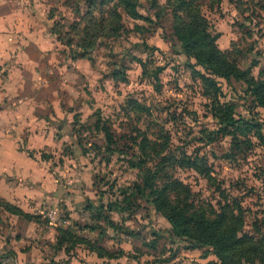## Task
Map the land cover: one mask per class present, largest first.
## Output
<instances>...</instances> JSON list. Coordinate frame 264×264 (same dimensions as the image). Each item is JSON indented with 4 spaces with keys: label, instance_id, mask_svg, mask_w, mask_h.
<instances>
[{
    "label": "rangeland",
    "instance_id": "374dc122",
    "mask_svg": "<svg viewBox=\"0 0 264 264\" xmlns=\"http://www.w3.org/2000/svg\"><path fill=\"white\" fill-rule=\"evenodd\" d=\"M64 1L9 0L0 6L3 22L16 24L32 45L41 40L48 45L45 52H55L45 69L63 110L54 121L60 136L71 133L57 143L58 152L42 150L56 166V194L29 198L34 202L23 208L29 216L0 198V264H219L206 247L187 248L172 235L167 219L137 194L140 178L129 157L139 151L142 134L156 141L160 156L197 155L207 173L176 165L171 171L204 208L209 203L217 209L223 193L246 209L245 231L252 230L253 217L264 230V108L245 82L218 78L219 101L234 104L236 117L254 119L262 138L221 134L208 141L218 120L202 94L194 70L199 67H192L194 60L181 52L172 33L165 0L150 12V0H139L145 18L121 11L123 29L98 36L87 58H79L77 47L66 41L69 23L79 16L76 2ZM202 8L219 35L218 47L241 49L246 57L239 66L252 77L264 75V0H222ZM159 12L161 18L155 16ZM131 98L144 109L130 108ZM104 126L112 133V152L104 147ZM164 138L169 144L162 147ZM156 160L146 157L149 167ZM98 246L113 257L99 256Z\"/></svg>",
    "mask_w": 264,
    "mask_h": 264
},
{
    "label": "trees",
    "instance_id": "16d2710c",
    "mask_svg": "<svg viewBox=\"0 0 264 264\" xmlns=\"http://www.w3.org/2000/svg\"><path fill=\"white\" fill-rule=\"evenodd\" d=\"M74 1L79 17L69 23L66 41L77 47L79 58L90 57L89 51L94 48L98 36H113L123 29L121 11L132 19L145 18L139 11L141 7L139 0ZM221 1L165 0L164 3L170 10L169 24L172 33L180 43L181 52L194 60L192 67H199L194 70L201 81L202 94L209 100L211 114L218 120L217 128L207 132L208 141L221 134L233 137L252 135L262 138L260 126L254 119L236 117L234 104L219 101L221 92L218 78L227 81L234 78L245 82L248 85L247 90L255 97L257 104L264 108L263 73L255 78L250 75L248 68L239 66V61L246 57L241 49L233 47L230 50H221L217 45L219 35L211 29L203 13V5L212 8ZM64 2L68 6L70 0ZM159 6V0H150L147 9L150 12V9ZM155 16L161 18V13ZM49 18H53V13L49 14ZM55 31L57 30L53 28L51 32L56 33ZM257 62V59H253L251 65L254 66ZM127 104L133 109H144L133 98L128 99ZM100 129L103 132L104 147L110 152L114 151L115 149L109 148L113 143L112 133L106 126ZM162 140L164 141L162 147L169 144L167 138ZM137 147L139 151L129 157L131 167L137 170L140 178V182L135 183L134 188L141 198L151 203L153 208L167 219L172 235L186 241L187 248L206 247L216 256L219 264H264V230L258 224V220L253 217L252 230L245 231L244 226L248 217L246 209L239 201L223 193L222 199L216 201L217 209H213L209 203L210 208H204L203 201L190 185L171 171V168L178 166L207 173L208 169L195 159L197 155L191 158L183 151L160 156L156 141L154 139L150 141L144 134L137 142ZM149 155L157 158L153 167L147 165L146 157ZM6 205L11 207L8 203ZM19 210L23 213L20 208L17 209L18 212ZM96 248L99 256L113 257L109 253L107 255L103 248L99 246Z\"/></svg>",
    "mask_w": 264,
    "mask_h": 264
},
{
    "label": "crops",
    "instance_id": "0c3cea01",
    "mask_svg": "<svg viewBox=\"0 0 264 264\" xmlns=\"http://www.w3.org/2000/svg\"><path fill=\"white\" fill-rule=\"evenodd\" d=\"M7 1L0 0V6ZM15 26L0 19V198L25 209L29 198L57 193L56 166L42 150L58 152L71 133L60 136L54 121L63 110L45 69L55 52H45L48 45L41 40L32 45Z\"/></svg>",
    "mask_w": 264,
    "mask_h": 264
},
{
    "label": "built area",
    "instance_id": "2783aa9c",
    "mask_svg": "<svg viewBox=\"0 0 264 264\" xmlns=\"http://www.w3.org/2000/svg\"><path fill=\"white\" fill-rule=\"evenodd\" d=\"M49 216H50L51 218H54V215H52V213H49Z\"/></svg>",
    "mask_w": 264,
    "mask_h": 264
}]
</instances>
